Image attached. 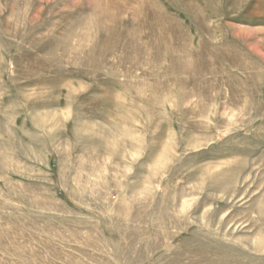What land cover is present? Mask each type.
<instances>
[{
  "label": "rangeland",
  "instance_id": "obj_1",
  "mask_svg": "<svg viewBox=\"0 0 264 264\" xmlns=\"http://www.w3.org/2000/svg\"><path fill=\"white\" fill-rule=\"evenodd\" d=\"M0 264H264V0H0Z\"/></svg>",
  "mask_w": 264,
  "mask_h": 264
}]
</instances>
